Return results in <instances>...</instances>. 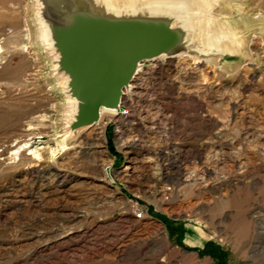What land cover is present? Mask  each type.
Wrapping results in <instances>:
<instances>
[{
	"label": "rangeland",
	"instance_id": "374dc122",
	"mask_svg": "<svg viewBox=\"0 0 264 264\" xmlns=\"http://www.w3.org/2000/svg\"><path fill=\"white\" fill-rule=\"evenodd\" d=\"M209 1L234 52L148 64L62 147L33 0H0V264H264V0Z\"/></svg>",
	"mask_w": 264,
	"mask_h": 264
},
{
	"label": "water",
	"instance_id": "95a60500",
	"mask_svg": "<svg viewBox=\"0 0 264 264\" xmlns=\"http://www.w3.org/2000/svg\"><path fill=\"white\" fill-rule=\"evenodd\" d=\"M33 6L40 45L66 101L64 140L96 125L102 109L116 111L147 63L230 52L225 33L212 27L209 0H33Z\"/></svg>",
	"mask_w": 264,
	"mask_h": 264
},
{
	"label": "bare ground",
	"instance_id": "6f19581e",
	"mask_svg": "<svg viewBox=\"0 0 264 264\" xmlns=\"http://www.w3.org/2000/svg\"><path fill=\"white\" fill-rule=\"evenodd\" d=\"M202 1V3L204 2V1H206V0H201ZM41 35H42V31H41ZM226 35V34H225ZM226 40H227V45H229V49H224V51L225 52H229V53H232V52H234V49H235V42L233 41V38L231 37V35L230 36H228V35H226V38H225ZM233 43H234V45H233ZM232 46H231V45ZM230 46L231 47H233L234 49H232V48H230ZM2 47H0V53H1V51H2V49H1ZM232 50V51H231ZM158 61H156V62H151V63H157ZM148 64H150V63H147L146 64V66L148 65ZM146 69V67L141 71V72H139L138 73V75L133 79V81L131 82V85H132V90H131V96L130 97H124V101L121 103V105L119 106V108L116 110V111H113V110H111V111H109V110H105V109H102L101 110V112H100V119H99V122L96 124V125H94L92 128H95V127H97V126H100L98 129H99V131H98V135H99V137L101 136H103V127L104 126H102L101 124H100V122H102V120H103V118L105 117V116H107V117H109L110 119V122H112V121H115V122H118V121H121L122 119H124L123 117L124 116H126L127 118L130 116V113H131V103H132V101H133V97H135L134 95H135V93H134V91H135V83H136V79H138L139 78V75H141L142 73H143V71ZM124 109H128V113H127V115L125 114V115H122L121 113H120V111H122V110H124ZM126 118V119H127ZM114 122V123H115ZM64 141V138L62 139H60V142H61V145H62V147L64 146L63 145V142ZM29 150V151H28ZM26 151H28L29 152V154L28 155H30L33 159H39L40 158V151L38 150V149H36V148H32V149H30V144H29V142H23V143H18V144H16V145H14V149H12L11 151H10V154L11 155H9V159H17V158H19L21 155H22V153L23 152H25L26 153ZM50 153L52 154V153H54V150H50ZM107 171H108V175H110V172H109V169H107ZM111 179V178H110Z\"/></svg>",
	"mask_w": 264,
	"mask_h": 264
},
{
	"label": "built area",
	"instance_id": "2783aa9c",
	"mask_svg": "<svg viewBox=\"0 0 264 264\" xmlns=\"http://www.w3.org/2000/svg\"><path fill=\"white\" fill-rule=\"evenodd\" d=\"M123 101H124V98H123ZM122 101V102H123ZM120 113L122 114V115H127V113H128V109L126 110V109H124V110H122V111H120ZM117 132V131H116ZM143 215H144V212H142L141 210H136V213L134 214V216H135V218L137 219V220H140V219H142V217H143Z\"/></svg>",
	"mask_w": 264,
	"mask_h": 264
}]
</instances>
